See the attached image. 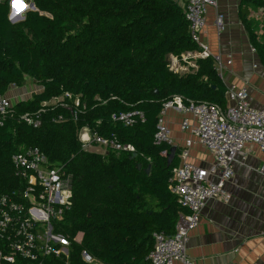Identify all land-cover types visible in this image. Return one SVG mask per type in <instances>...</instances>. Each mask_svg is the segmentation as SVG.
Masks as SVG:
<instances>
[{"label": "trees", "instance_id": "obj_1", "mask_svg": "<svg viewBox=\"0 0 264 264\" xmlns=\"http://www.w3.org/2000/svg\"><path fill=\"white\" fill-rule=\"evenodd\" d=\"M32 1L37 10L12 23L11 0H0V94L27 78L42 88L0 115V195L21 198L24 181L12 157L37 147L50 163L62 164L73 190L71 210L54 221L70 242L68 254L48 256L44 264H149L153 233L172 235L185 211L170 189L180 150L169 165L172 146L154 143L159 114L176 95L226 108L227 86L212 57L198 59L194 71L170 69L171 55L181 59L199 49L174 0ZM252 6L264 9V0H241L239 17L264 66V25L261 34L253 27ZM130 110L144 118L132 126L113 120ZM37 114L39 125L26 120ZM83 128L132 144L136 156L85 149ZM5 264L29 263L18 257Z\"/></svg>", "mask_w": 264, "mask_h": 264}, {"label": "built area", "instance_id": "obj_2", "mask_svg": "<svg viewBox=\"0 0 264 264\" xmlns=\"http://www.w3.org/2000/svg\"><path fill=\"white\" fill-rule=\"evenodd\" d=\"M174 1L183 6L192 40L199 49L184 53L181 59L171 55L170 69L183 74L198 67V59L212 57L215 68L224 81L226 66L222 55L211 53L202 39L208 7H217L220 0ZM216 25L219 34L224 32V13H217ZM251 50L256 53V48L252 45ZM231 56L229 54L228 64L232 63ZM226 86V108L204 102L185 103L181 96L176 95L164 103L159 114L155 144L174 146L166 120L170 109L183 114L181 129L189 132L191 137L180 149L179 164L173 168L170 185L172 193L177 196L185 211L180 212L172 235L153 233L155 247L148 256L149 264H174L176 261L196 264L189 257L187 246L191 232L200 223L204 208L214 199L229 201L231 194L226 190V185L234 177L236 162L239 159L245 160L253 146L264 152V107L252 105L247 87L237 89L234 85ZM65 96L72 95L67 93ZM75 103L79 105L78 99ZM12 106L11 99L0 94V115L5 117ZM39 115L26 117V120L37 126L40 124ZM112 118L126 126H132L137 118L143 119L144 114L138 110H130L114 113ZM83 129L85 132L80 139L87 150L96 143L106 151L112 148L118 152L135 153L132 144L120 143L116 138L106 139L92 134L88 128ZM194 144L205 147L213 161L201 166L191 163L188 158ZM12 160L16 176L24 181V188L19 195L21 198L17 200L14 199L15 192L0 195V264L16 263L18 257L26 259L29 264H44V258L48 256L68 254L70 242L65 235L56 231L54 221L62 220L64 214L71 210V175L63 171L62 164L50 163L37 147H29L14 154ZM81 238L78 234L75 240ZM82 255L86 261L93 260L86 250Z\"/></svg>", "mask_w": 264, "mask_h": 264}, {"label": "crops", "instance_id": "obj_3", "mask_svg": "<svg viewBox=\"0 0 264 264\" xmlns=\"http://www.w3.org/2000/svg\"><path fill=\"white\" fill-rule=\"evenodd\" d=\"M240 5L241 0H220L217 7L209 6L202 39L211 53L222 55L225 83L237 89L247 87L252 105L261 108L264 66L257 52L251 50L248 32L239 17ZM249 10L253 27L261 34L264 9L252 6ZM218 12L224 13L226 23L220 34L216 25ZM182 118L183 114L174 109L166 115L177 150L191 137L181 129ZM188 160L201 166L212 162L213 157L205 147L194 144ZM226 190L231 194L229 201L214 199L204 208L199 225L190 235L189 257L196 264H264V152L257 146L245 160L236 162L234 177Z\"/></svg>", "mask_w": 264, "mask_h": 264}, {"label": "rangeland", "instance_id": "obj_4", "mask_svg": "<svg viewBox=\"0 0 264 264\" xmlns=\"http://www.w3.org/2000/svg\"><path fill=\"white\" fill-rule=\"evenodd\" d=\"M18 1L19 0H11V12L12 13H16L19 10L20 4ZM22 2L24 4H28L29 0H22ZM27 10H31V9L28 8ZM25 12L26 11H23L22 14H24ZM16 15H17V13H16ZM173 68H174V65H173ZM184 70L187 71L188 69H184ZM41 89H42L41 86L38 85L33 79L27 78L24 85L18 86V87H12L9 91L8 96L11 99V101L13 102V104H15L16 102H18L20 100L31 98L36 92L40 91ZM84 132H85V129H81L79 131V137H81V134ZM88 150L92 151V152L103 153V154L109 153V151H106V149L103 146L96 144V143L92 144V147H89Z\"/></svg>", "mask_w": 264, "mask_h": 264}, {"label": "water", "instance_id": "obj_5", "mask_svg": "<svg viewBox=\"0 0 264 264\" xmlns=\"http://www.w3.org/2000/svg\"><path fill=\"white\" fill-rule=\"evenodd\" d=\"M28 8H30L33 11L37 10V7L32 0H30L28 4H24L21 2L20 3V9L16 12L17 15H14V13L10 12V15H9L10 21L12 23H16V22L24 20L25 16H26V12L29 11V10H27ZM23 11H26V12L24 14H22ZM176 154H177V147L172 146L170 149L169 155H168V164L169 165L174 160ZM134 156H136V153L134 154ZM139 166H141V165H139ZM150 169H151V165H149L148 168L146 169L147 173L150 172Z\"/></svg>", "mask_w": 264, "mask_h": 264}, {"label": "bare ground", "instance_id": "obj_6", "mask_svg": "<svg viewBox=\"0 0 264 264\" xmlns=\"http://www.w3.org/2000/svg\"><path fill=\"white\" fill-rule=\"evenodd\" d=\"M19 2V4H20V2H22V1H18ZM23 3V2H22ZM17 9V8H16ZM20 9V8H19ZM14 12V11H13ZM14 15H16V13H14ZM87 137V135H85V138Z\"/></svg>", "mask_w": 264, "mask_h": 264}]
</instances>
